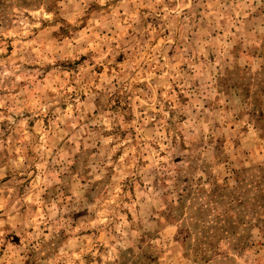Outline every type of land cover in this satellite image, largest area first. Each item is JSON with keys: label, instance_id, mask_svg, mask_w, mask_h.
<instances>
[{"label": "rangeland", "instance_id": "rangeland-1", "mask_svg": "<svg viewBox=\"0 0 264 264\" xmlns=\"http://www.w3.org/2000/svg\"><path fill=\"white\" fill-rule=\"evenodd\" d=\"M0 264H264V0H0Z\"/></svg>", "mask_w": 264, "mask_h": 264}]
</instances>
